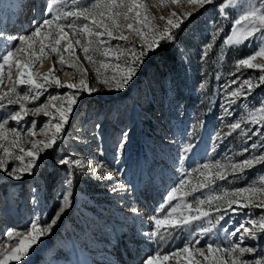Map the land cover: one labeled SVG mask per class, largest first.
<instances>
[{
  "label": "rangeland",
  "instance_id": "374dc122",
  "mask_svg": "<svg viewBox=\"0 0 264 264\" xmlns=\"http://www.w3.org/2000/svg\"><path fill=\"white\" fill-rule=\"evenodd\" d=\"M144 2L149 5L150 15L154 17L152 23L160 28L165 26L160 17L173 11L177 14L194 13L192 23L185 19L183 25L187 27L181 26L183 31L176 33L175 42H162L156 52H149L133 80L122 91H109L98 83L95 67L85 60L81 47L74 45L75 55L87 69L85 78L91 87L97 85L102 90L92 95L81 94L61 134L63 139L42 152L39 167L33 170L34 175H25L20 183H16L6 173L0 172V240L10 244L12 242L4 237L6 230L24 229L33 215L44 219L52 217L57 197L62 191L61 185L69 173L68 166L60 165L58 160L67 156L81 159L88 165L82 170L72 169L73 182L69 185L72 206L61 216L51 234L41 237L40 242L29 250L28 257H25L28 264H142L146 257L154 253L168 254L197 238L200 239L199 246H203L209 237L216 241L218 237L228 235L221 232L222 228L231 232L249 218L230 210L217 213L214 201L208 217L192 220L189 225L162 226L160 231H166L163 238H150V233L154 231L151 218H163L181 202L192 203L195 209L197 198L214 192H231L249 184L261 186L264 165H256L243 174H229L225 180H216L209 188L190 191L198 177L193 169L218 159L221 163L240 162L246 156L258 154L259 148L247 153H241V149L254 141L258 145L264 143V135L254 136L252 140L240 130L225 135L229 131L228 125L237 118L241 119L242 128L255 131L257 127L247 123L249 109L255 107L252 96L242 100L245 107H241L240 101L233 104L235 112L232 116L223 115V105L227 103L224 97L238 85L226 89L221 86L237 78L251 77L256 82L262 74L258 69L241 68L237 71L236 68L238 60L256 50L255 44L246 46L247 41L239 46L224 44L225 37L233 28V20L239 15V0H233V4L226 8L227 19L220 15L217 8L227 0H214L212 5L204 8H194L187 0H179L177 4H172L171 0ZM90 3L91 0H77L72 6L81 7ZM45 4L46 0H0V28L6 34L17 36L30 33L33 21L41 18ZM76 22L82 25L86 21L81 18ZM125 34L129 35L128 32ZM210 34H214L215 38ZM131 39L137 46L141 43L137 37ZM209 40H212L213 46L201 59L204 45ZM111 44L124 45V42L112 40ZM66 45L67 41L61 42V52ZM165 48L168 50L165 51ZM64 55L65 66L61 69L56 63L54 75L64 84L77 82L83 75L82 69L74 63L69 67L70 55ZM58 59L57 55L50 53L37 62L36 70L41 75L47 74ZM94 59L99 62L105 58L95 54ZM41 63L42 67H39ZM255 63H264V58L258 57ZM101 71L104 72L103 69ZM112 71L110 68L106 74L111 75ZM14 76L15 73L13 79ZM25 87L18 86L17 90L23 93ZM11 88V82L5 79L4 84H0V93L10 92ZM67 92L66 87H50L26 107H39L49 96ZM253 96L257 101L264 99V84L254 89ZM0 103L6 104V100ZM18 107L6 105L0 108V115ZM49 119L43 113L29 115L18 127L22 132L31 131L30 122L35 121V138L43 140V128ZM12 124L14 122L10 121L9 127ZM261 131L264 132V129ZM123 133H127V143L118 156L116 146ZM251 135L252 132H249L248 136ZM218 136L222 142L217 139ZM23 146L30 147L27 143ZM188 146L187 158L180 159L182 149ZM213 148L215 151H212ZM15 163L9 161L8 167ZM101 164L103 167H97ZM187 172H192L191 184L177 193L176 199L165 203L169 190L177 185L182 175L186 177ZM108 173L118 175L108 179ZM33 187L38 190L39 203H33ZM129 205L139 209L138 217L133 218ZM162 205L163 210L159 211ZM202 210H208V205H203ZM182 212L188 214L185 208H180L173 213V218L179 221ZM243 212L259 220L264 209L253 206L244 208ZM191 214H195L194 210ZM220 214L225 219L217 224L215 218ZM208 220L215 225L213 232L199 237L200 226L207 227ZM257 236V241L245 239L244 243H258L264 247V233L257 232ZM229 239L235 241V237ZM256 255H260L259 250ZM244 258L250 259L251 256L245 254ZM18 264H23V261ZM168 264H177V261L173 259ZM179 264H185L183 257Z\"/></svg>",
  "mask_w": 264,
  "mask_h": 264
},
{
  "label": "snow or ice",
  "instance_id": "6c2138e0",
  "mask_svg": "<svg viewBox=\"0 0 264 264\" xmlns=\"http://www.w3.org/2000/svg\"><path fill=\"white\" fill-rule=\"evenodd\" d=\"M77 0H46V4L40 13L41 18L34 20V27L30 33L22 35L6 34L3 28H0V84H4L5 79L11 82L10 92L0 93V108L6 105H18V109L6 112L0 115V172H4L8 177L15 181H20L25 175H34V169H38V161L43 151L53 148L58 140H62V133L65 125L73 112L74 106L78 103L81 94L92 95L102 89L91 87L87 76V69L83 68L79 57L75 55V47L80 46L85 60L89 61L96 72L97 82L104 85L109 91H122L133 80L140 66L144 63V58L149 52H156L161 47V43H172L177 39L176 33L182 31L184 20L192 23L194 13L188 12L177 14L170 12L168 16H161L165 21V26L160 28L152 23L154 17H151L149 5L144 0H91L90 4L81 7H73ZM172 4L179 3V0H171ZM187 3L194 8H204L206 5H212L214 0H187ZM233 4V0H227V3L217 5L220 15L228 18L226 8ZM69 18H72L70 22ZM86 21L82 25L77 24V20ZM187 27V25H184ZM219 29H217V32ZM128 32L129 35H126ZM215 38L214 34H210ZM132 37H137L141 43L134 44ZM112 40L123 41L124 45L113 46ZM62 41H67L63 52L60 50ZM83 41V43H82ZM247 41L246 46L256 45V50L249 56L236 62L237 71L241 68L261 70L262 74L258 81L253 82L252 78L232 80L222 89L238 85L232 88L224 97L227 101L223 105V115L232 116L235 109L233 104L241 102V107H245L242 100H247L252 96V103L255 107L249 109L247 123L257 126L256 130L252 128H242L241 119L233 120L229 125V131L225 135H231L236 130L252 140L254 136L264 135L261 129H264V99L256 100L253 96L254 89L264 84V63H255L258 57L264 58V0H239V15L233 20V28L229 36L225 37L224 44L242 45ZM213 46L212 40H209L201 53L203 59L208 50ZM55 54L59 57L54 61L53 69L49 73L41 75L37 69V62L48 57L49 54ZM70 55L69 67L76 64L82 69L83 75L77 82L64 84L54 75L55 64L58 63L61 69L65 66V55ZM92 53V54H90ZM99 54L105 59L97 61L94 55ZM23 57H27L24 59ZM123 58V59H122ZM97 63L99 64L96 67ZM42 67V63L39 64ZM113 69L111 75L106 74L108 69ZM104 70L102 72L101 70ZM6 73V76H5ZM15 73V79L13 74ZM67 74V73H66ZM219 78V77H217ZM26 86L25 91H18V86ZM66 87L68 92L63 95H51L47 101L39 107L28 108L26 105L39 98L44 91L50 87ZM203 87V85H201ZM59 102V103H57ZM54 109V111H50ZM49 117L43 128V140L35 138V121L30 122L31 131L22 132L18 126L29 115H39ZM10 121L14 122L9 127ZM100 125L97 124V128ZM252 132L251 136L248 133ZM127 133H123L119 143L116 146L117 154L123 153L124 146L127 143ZM222 142L221 137H217ZM27 143L29 148L23 145ZM261 149L258 154L246 156L240 162L221 163L219 159L214 163H204L200 167L193 169L198 173L196 183L191 185L190 191L195 192L199 189L209 188L215 184L216 180H225L229 174H243L245 170L251 169L256 165H264V143L253 142L247 148L241 149V153H247L251 149ZM190 146L182 149L180 159H186ZM215 151V148L212 149ZM16 161L9 168L8 162ZM60 165L68 166V178L61 185L62 191L56 200V209L49 219L43 217H33L28 225L22 229H8L4 233L6 244L0 240V264H10L12 261L28 264L25 257H28L29 250L33 245L40 242V238L51 234L53 227L61 220V216L72 206V190L69 185L73 182L72 169H84L87 165L81 159H72L71 157H62L58 160ZM97 167H103L98 165ZM117 173H108V179H112ZM192 172H187L186 177L182 175L176 186H173L166 195L165 203L171 202L177 198V193L181 192L186 186L191 184ZM261 186L246 185L231 192H214L207 197L197 198L195 209L192 203H184L173 206L163 218L151 219L154 221V231L150 233V238L166 234L160 230L162 226L171 225L176 227L177 223L189 225L192 220H200L201 217H208L213 210L217 213L231 211L233 213H242L248 216L246 222L239 223L231 232L222 228L221 232H227V236L218 237L212 241L211 237L205 240L203 246L200 245V239L188 241L179 250L161 255L154 253L146 257L142 264H168L170 260L175 259L177 264L183 257L185 264H264V247L258 243L245 244V239L257 241V232L264 233V213L257 220L243 212L244 208L258 207L264 209V178L260 180ZM115 190V188H114ZM33 203H39L37 188H32ZM187 195L188 192H185ZM207 204L208 210H202V206ZM235 205L236 207H233ZM164 205L159 211L163 210ZM185 208L188 214L181 213L179 221L173 218V213ZM195 214H191L192 212ZM129 211L133 218L140 215L139 209L134 205H129ZM223 214L217 215L215 220L218 224L224 220ZM43 221V223H41ZM207 227L200 226L197 233L203 237L213 232L215 225L211 220L207 221ZM239 233V235H237ZM235 237V241L229 239ZM243 245V246H242ZM260 255L257 256V252ZM245 254L251 256L245 259Z\"/></svg>",
  "mask_w": 264,
  "mask_h": 264
},
{
  "label": "bare ground",
  "instance_id": "6f19581e",
  "mask_svg": "<svg viewBox=\"0 0 264 264\" xmlns=\"http://www.w3.org/2000/svg\"><path fill=\"white\" fill-rule=\"evenodd\" d=\"M66 47V46H65ZM15 77V76H14ZM93 87H95V88H98L99 89V87L97 86V85H94ZM16 183H20V181H16ZM7 210H8V208H7ZM6 210V211H7ZM7 243V242H6ZM8 244V243H7ZM78 255H80V252L78 253ZM10 264H18V262H16V261H12V262H10Z\"/></svg>",
  "mask_w": 264,
  "mask_h": 264
},
{
  "label": "trees",
  "instance_id": "16d2710c",
  "mask_svg": "<svg viewBox=\"0 0 264 264\" xmlns=\"http://www.w3.org/2000/svg\"><path fill=\"white\" fill-rule=\"evenodd\" d=\"M183 26H184V25H183ZM183 28H184V27H182V29H183ZM182 31H183V30H182ZM182 31H180L179 34H180ZM164 50L167 51L168 48H165ZM165 51H164V53H165Z\"/></svg>",
  "mask_w": 264,
  "mask_h": 264
}]
</instances>
